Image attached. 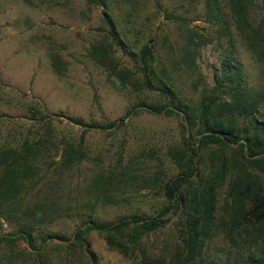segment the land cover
Instances as JSON below:
<instances>
[{
	"label": "rangeland",
	"instance_id": "374dc122",
	"mask_svg": "<svg viewBox=\"0 0 264 264\" xmlns=\"http://www.w3.org/2000/svg\"><path fill=\"white\" fill-rule=\"evenodd\" d=\"M103 1L104 7L87 0H0V143L15 147L24 138L42 142L43 163L39 176L26 183L24 201L25 206L45 201L53 221L35 234L71 238L85 221L113 224L132 214L155 217L163 198L153 178L180 173L168 156L170 148L183 150L187 164L198 167L197 180L207 175L211 157L234 154L209 146L189 157L200 125L188 124L184 111L199 113L215 97L230 100L235 81L228 76L237 65L244 86L264 90V56L259 61L247 48L224 0L219 4L226 27L207 0ZM240 10L253 28L264 26V0H247ZM107 18L115 27L114 37ZM258 43L264 55V35ZM99 45L108 47L124 81L92 59L91 50ZM144 46L151 49L155 81L166 92L144 86L139 60ZM152 107L163 109L157 113L148 110ZM38 112L49 119H41ZM65 117L119 126L84 128ZM257 118L264 122V103ZM67 145L82 150L83 158L65 169L61 157ZM109 176L113 187L100 192L95 183ZM172 221L176 224L177 218ZM170 224L144 236L141 248L153 252L172 246L181 252L179 225ZM14 228L0 219V236ZM220 238L206 246L202 264H232L246 257ZM87 239L99 264H134L110 250L98 232H90ZM36 244L44 243L38 237ZM58 244L55 240L45 247L44 257L51 264L88 263L80 250ZM2 250L12 261L37 260L21 240Z\"/></svg>",
	"mask_w": 264,
	"mask_h": 264
},
{
	"label": "trees",
	"instance_id": "16d2710c",
	"mask_svg": "<svg viewBox=\"0 0 264 264\" xmlns=\"http://www.w3.org/2000/svg\"><path fill=\"white\" fill-rule=\"evenodd\" d=\"M219 1L207 0V4L210 11L215 10L217 21L226 27L227 22ZM87 2L106 6L103 0ZM224 2L235 18L237 32L260 61L264 55L258 41L264 35V26L256 29L246 21L240 8L247 0ZM106 24L109 34L114 37L113 23L107 18ZM150 56V47L144 46L139 55L144 86L166 92V88L155 81ZM91 57L109 75L116 76L121 81L126 79L124 72L117 68L116 60L110 56L108 47L94 46ZM230 74L228 77L235 81L231 85L230 100L215 97L212 102L203 105L199 113L192 110L188 114L184 111V119L191 126L197 121L200 125L197 146L190 148L189 157H195L198 151L209 146L229 148L234 154L229 158L223 154L211 157L212 165L207 175L199 176L197 180L198 167L187 164L183 150L170 148L168 156L180 173L172 177L166 176L162 180L153 178L160 191L159 197L163 198L160 211L155 217L132 214L119 218L113 224L85 221L71 238L64 235L51 236L40 231L35 234V229L53 221L45 201H36L27 206L24 201L28 195L26 183L39 176L43 163L40 148L42 142L30 143L24 138L15 147L0 143V219L15 226L8 235L0 236V264H51L44 257V251L47 243H54L55 240L59 241L58 245L63 243L68 251L80 250L86 256L87 264H99L87 239L92 231L104 236L110 250L132 259L134 264H202L206 246L214 238L220 237L231 249H237L238 255L246 253L245 258L239 256L232 264H264V122L257 118L264 103V90L253 92L244 86L239 65ZM262 75L264 78V70ZM218 88L219 86L215 91ZM162 109L152 107L148 110L159 113ZM171 112L168 110V113ZM38 113L41 119H49L48 115ZM65 119L84 128L111 129L119 126L115 122L98 126L72 117ZM82 158V150L67 145L61 162L67 169ZM113 181V177L109 176L104 181H97L95 185L102 192L113 187ZM144 182L151 184L148 180ZM173 217L177 218L176 224L179 225L180 235L176 239L177 250L181 252H175L174 249L172 251V246L153 252L141 248L144 236L158 232L170 222L171 226L176 225L172 221ZM38 237L44 243L39 247L36 244ZM18 240L28 244L32 250L31 255L36 256L37 260L12 261L3 254L4 247L9 248Z\"/></svg>",
	"mask_w": 264,
	"mask_h": 264
}]
</instances>
